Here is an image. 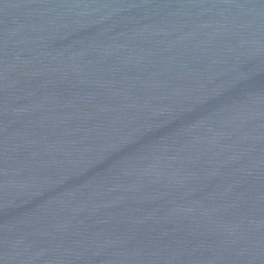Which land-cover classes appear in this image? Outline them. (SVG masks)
Listing matches in <instances>:
<instances>
[{
	"label": "water",
	"instance_id": "obj_1",
	"mask_svg": "<svg viewBox=\"0 0 264 264\" xmlns=\"http://www.w3.org/2000/svg\"><path fill=\"white\" fill-rule=\"evenodd\" d=\"M0 264H264V0H0Z\"/></svg>",
	"mask_w": 264,
	"mask_h": 264
}]
</instances>
